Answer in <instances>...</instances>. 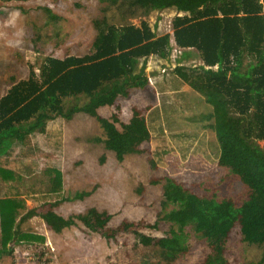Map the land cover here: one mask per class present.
<instances>
[{
    "label": "trees",
    "instance_id": "trees-1",
    "mask_svg": "<svg viewBox=\"0 0 264 264\" xmlns=\"http://www.w3.org/2000/svg\"><path fill=\"white\" fill-rule=\"evenodd\" d=\"M100 1L111 13L96 21L91 53L50 55L39 71L32 64L29 76L0 99V264H17L13 260L21 245L31 249L46 244V235L30 225L33 216H41L48 229L56 232L74 223L73 218L65 220L55 210L66 199L63 131L47 122L33 124L36 115L45 108L64 115L59 112L64 98L91 93L109 81L131 75L139 59L170 60L173 49L179 51L175 63L170 68L168 63L162 64L164 77L156 80L161 104L134 107L132 117L121 122V128L117 113L109 118L98 112L133 88H146L150 76L140 72L122 90L115 88L114 96H102L89 112L106 130V145L120 161L129 153H143V144L153 137L191 130L199 142L204 138L207 143L199 146L205 145L218 167L228 171L231 188L237 183L245 190L238 196L207 186L199 193L173 176L154 178L162 184L166 207L150 225L157 229L163 221L168 226L159 237L134 230L135 241L152 243L159 250L155 257L175 262L191 252L196 237L209 249L202 264H228L229 238L240 225L244 228L241 241L259 251V257L251 259L254 262L245 264H264V0ZM172 9L176 11L173 32L158 35V23L153 26L150 16ZM134 19H140V25ZM194 56L199 63H185ZM246 57L250 58L247 65ZM157 74L152 72V76ZM186 87L193 96L201 93L205 97L203 112H188L193 96H188ZM28 200L39 203L40 211L30 209ZM83 219L90 231L113 240L135 225L127 221L110 225L111 216L96 207ZM46 254L47 248H41L36 261L48 263L43 258Z\"/></svg>",
    "mask_w": 264,
    "mask_h": 264
},
{
    "label": "rangeland",
    "instance_id": "rangeland-1",
    "mask_svg": "<svg viewBox=\"0 0 264 264\" xmlns=\"http://www.w3.org/2000/svg\"><path fill=\"white\" fill-rule=\"evenodd\" d=\"M106 6L100 0H0V72L11 73L15 67L22 68L21 73L27 78L28 60L39 71L49 55L65 57L91 53L96 42V21L109 17L111 13L105 10ZM52 14L55 18L51 17ZM175 14L174 9L163 14L154 12L149 22L153 26L158 23V35L172 33ZM133 22L140 25V19ZM178 52V49L172 50L171 61L152 56L139 59L131 75L109 81L91 93L64 98L59 111L64 115L45 110L35 117L37 123L47 122L49 127H59L63 131L66 199L61 208L55 210L65 220L73 218L74 223L65 224L60 232L48 231L47 244L27 248L22 255L24 261H17V264H202L209 249L196 237L191 252L175 262L155 257L159 250L152 243L137 244L135 241L134 230L159 237L168 226L163 221H159L161 224L157 229L150 225L159 220L160 212L166 207L162 184L155 183L153 179L173 176L199 193H204L207 186H218L222 194L238 196L245 186L234 183L236 187L231 188L226 176L228 171L218 167L211 151L205 150V145L204 148L199 146L206 141L202 138L199 142L191 130L167 131L165 136L153 137L143 144V153H129L120 161L116 152L106 145V130L89 112L90 106L100 102L102 96H114L115 88L122 90L124 84L132 82L135 74L140 72L150 76L151 83L146 88H133L129 95L118 96L113 104L101 106L98 112L109 118L117 113L120 119L117 126L121 128V122H128L132 117L134 107L161 104L163 99L160 91L158 93L156 80L164 77L162 64L168 63L170 68ZM249 61L250 58L246 57V65ZM199 62V57L194 56L185 63ZM154 71L159 72L156 77L152 76ZM21 73L17 74L22 76ZM2 87L0 97L6 93V86ZM186 88L190 92L188 96H193L192 89ZM191 98L193 104L188 112H203L207 106L205 97L195 93ZM93 207L111 216L110 225L126 221L135 223L132 231L123 232L114 240L90 231L83 217ZM143 221L145 225H141ZM243 232L244 228L238 225L231 233L226 255L228 264L254 262L251 259L259 257L256 248L241 241ZM41 248L48 250L47 257H43L44 260L48 258V263L33 262Z\"/></svg>",
    "mask_w": 264,
    "mask_h": 264
},
{
    "label": "crops",
    "instance_id": "crops-1",
    "mask_svg": "<svg viewBox=\"0 0 264 264\" xmlns=\"http://www.w3.org/2000/svg\"><path fill=\"white\" fill-rule=\"evenodd\" d=\"M50 56V55H49ZM48 57V56H47ZM46 57V58H47ZM46 58H45V60H46ZM45 60L42 62V64L45 62ZM35 65L32 61H30V60H28V72H27V74H28V76H29V74H30V69H31V65ZM42 64H41V66H42ZM22 65H23V63H22ZM21 65V66H22ZM20 66V67H21ZM40 69H41V67H40ZM21 70V71H20ZM2 71V70H1ZM22 68L21 69H16V67L13 69V72H11V73H5V74H2V72H0V78H1V80H2V84L0 85V87L1 88H3L2 86L3 85H5L6 86V88H4V90H5V92L7 93L8 92V90L16 83V82H18L19 80H21V79H25L26 77H25V75H23L22 73ZM17 73H21V75L22 76H19ZM27 76V77H28ZM127 77V76H126ZM4 78H5V80H4ZM124 78V77H123ZM122 78V79H123ZM151 80V79H150ZM5 93V94H6ZM158 93H159V89H158ZM4 94V95H5ZM3 96V95H2ZM1 96V97H2ZM1 97H0V99H1ZM45 110H49V111H51L50 109H48V108H45V109H42L37 115H39V114H41L43 111H45ZM51 112H53V111H51ZM55 113H58V112H55ZM43 114V113H42ZM36 115V116H37ZM35 119V118H34ZM33 119V121H32V123L33 124H37V122L35 121ZM44 123V122H43ZM24 131H26V130H24ZM64 164V163H63ZM64 169V168H63ZM64 177H65V175H64ZM26 180L27 181H32L33 180V178L32 177H26ZM67 198H68V196H67ZM27 205H28V207L30 208V209H37V210H39V208H40V204L39 203H37V202H34V201H32V200H28L27 201ZM61 205V204H60ZM57 206L56 208H58V209H60L61 208V206ZM40 211V210H39ZM30 225L32 226V228L34 229V230H36L39 234H43V235H46V237L48 236V231H51V230H49L48 229V226H47V224H46V222L44 221V219L41 217V216H39V215H35V216H33L32 218H30ZM1 231H2V227H1V218H0V234H1ZM47 239H48V237H47ZM46 244H47V241H46ZM19 249H20V251H19ZM27 250V247L24 245H21L18 249H17V251H16V254H15V259H16V261H24L23 260V258H22V255H23V252L24 251H26ZM8 260L10 261L11 259H9L8 258ZM36 261V259H34V261L33 262H35Z\"/></svg>",
    "mask_w": 264,
    "mask_h": 264
}]
</instances>
